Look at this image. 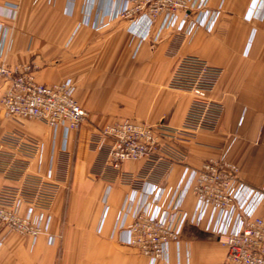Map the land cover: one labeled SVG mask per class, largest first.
<instances>
[{
	"label": "crops",
	"instance_id": "1",
	"mask_svg": "<svg viewBox=\"0 0 264 264\" xmlns=\"http://www.w3.org/2000/svg\"><path fill=\"white\" fill-rule=\"evenodd\" d=\"M118 3L0 0L2 60L34 66L38 83L70 80L75 99L89 113L80 130L66 132L12 118L0 102V141L13 132L38 140L41 152L26 174L45 177L51 169L59 185L49 234L34 239L3 232L0 264H151L124 241L122 229L132 222L123 214L130 190L105 166L90 139L98 128L123 119L181 127L192 96L170 82L185 56L223 70L210 98L224 109L214 130L199 131L180 146L184 164L200 167L226 158L239 166L244 184L264 188V0H209V7L220 11L211 32L195 27L184 35L162 29L159 19L144 36L129 30V20L111 15ZM4 91L0 84V99ZM144 166L127 162L124 169L138 174ZM183 170L180 163L159 170L161 185L176 188ZM15 183L0 172V189ZM194 201L189 195L184 209L191 212ZM257 215L264 218V201ZM207 224L208 218L187 223L167 259L155 264H224L227 250Z\"/></svg>",
	"mask_w": 264,
	"mask_h": 264
},
{
	"label": "built area",
	"instance_id": "2",
	"mask_svg": "<svg viewBox=\"0 0 264 264\" xmlns=\"http://www.w3.org/2000/svg\"><path fill=\"white\" fill-rule=\"evenodd\" d=\"M117 5L111 15L129 20V30L138 36L148 33L159 19L162 29L175 28L184 35L195 27L211 32L220 13L209 7V0H119ZM253 15L254 7L249 18ZM3 32L0 23V43ZM222 71L197 56L177 61L170 87L192 96L181 127L165 121L150 124L123 119L98 128L90 139L105 166L130 190L123 214L132 222L122 229L124 241L151 264L167 259L170 244L179 242L187 223L200 224L207 218V227L227 250L224 264H264V218L257 215L264 188L244 184L239 166L226 158L208 160L200 167L184 164L186 155L180 148L197 132L214 130L219 124L224 107L210 93ZM0 84L5 86L0 102L12 118L40 121L66 132L80 130L88 120L89 113L75 99L70 80L38 83L34 66H11L1 53ZM40 152V142L21 132L7 134L0 141V172L17 182L0 189V234L34 239L49 234L59 185L51 169L45 177L26 174L30 160ZM139 161L145 163L140 173L124 169L127 162ZM175 163L183 164L184 170L176 188L170 189L161 185L158 172ZM189 195L195 200L191 212L184 209Z\"/></svg>",
	"mask_w": 264,
	"mask_h": 264
},
{
	"label": "rangeland",
	"instance_id": "3",
	"mask_svg": "<svg viewBox=\"0 0 264 264\" xmlns=\"http://www.w3.org/2000/svg\"><path fill=\"white\" fill-rule=\"evenodd\" d=\"M224 247V246H223Z\"/></svg>",
	"mask_w": 264,
	"mask_h": 264
}]
</instances>
